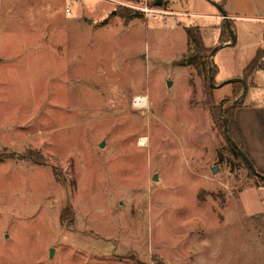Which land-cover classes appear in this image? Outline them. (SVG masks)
<instances>
[{"label":"rangeland","instance_id":"rangeland-1","mask_svg":"<svg viewBox=\"0 0 264 264\" xmlns=\"http://www.w3.org/2000/svg\"><path fill=\"white\" fill-rule=\"evenodd\" d=\"M156 1L0 0V264H264V223L226 219L261 206L215 116L264 100V0ZM197 28L212 83L182 64Z\"/></svg>","mask_w":264,"mask_h":264},{"label":"crops","instance_id":"crops-1","mask_svg":"<svg viewBox=\"0 0 264 264\" xmlns=\"http://www.w3.org/2000/svg\"><path fill=\"white\" fill-rule=\"evenodd\" d=\"M231 15L233 16H229L230 20L235 17L234 14ZM253 88L259 90L261 87L254 81ZM234 118L240 132L245 153L252 161L256 170L264 174V100H249L245 97V101L236 106ZM262 190H264V182L261 181H257L256 183L254 182V184L247 185L246 187L240 189V193H248L252 191L261 208L257 210L256 207V209L251 212L250 216L243 209L241 215L229 214L226 219L247 217L252 223H264V193H260ZM219 221H222V219ZM198 259L201 260L200 264H213V262H211L212 260L207 261L206 259L204 260L203 257L199 256L196 260ZM194 264H197V262H194Z\"/></svg>","mask_w":264,"mask_h":264},{"label":"trees","instance_id":"trees-1","mask_svg":"<svg viewBox=\"0 0 264 264\" xmlns=\"http://www.w3.org/2000/svg\"><path fill=\"white\" fill-rule=\"evenodd\" d=\"M222 1H224V0H222ZM118 7H120L118 10L119 14L125 19H132V18L139 16V12H137L134 9H131V8H128L125 6H118ZM230 22H231V20H230ZM189 37H190L189 41L192 45L189 47L187 54L183 56L182 64L183 65L201 66V67L205 68V71L207 74L206 77H208L209 80H210V78H212L211 80L213 81L216 74H218L219 69L215 64H212L209 62L208 58H209L212 50H209L204 45L200 30L198 28L191 30L189 32ZM229 37H230V34H229ZM220 39L224 43L229 41L228 39L223 38L222 36ZM262 55L263 54L259 50L257 52L256 56L254 57V59L245 68L244 73H243V77H244L243 79L244 80H246L248 77H250L254 73V71L260 67L258 60ZM211 80H210V83H212ZM235 108H236L235 106H234L233 110H232V108H228L224 112L218 110L216 112L215 116L221 117V118L225 117L224 121L222 120V128H223L224 133H225V135H226V137L230 143L231 154L238 161H240L243 166H245V168L247 169L248 174L251 178L254 177V178H256L255 179L256 181L264 182V179L262 177V175H264V174L257 171V170H256V172H253L250 169V167L248 166V164L245 162V160L243 159V157L241 156V154L239 153V151L237 149V148H240L241 150L244 151L240 132H239V129L236 125L235 118H234ZM213 113H214V111H213ZM225 128H226V131H225ZM232 141L235 142V145L232 144Z\"/></svg>","mask_w":264,"mask_h":264},{"label":"water","instance_id":"water-1","mask_svg":"<svg viewBox=\"0 0 264 264\" xmlns=\"http://www.w3.org/2000/svg\"><path fill=\"white\" fill-rule=\"evenodd\" d=\"M160 3H161V0H157L156 4H160ZM219 11L221 12L222 17L225 19L226 26H227L228 31H229V34H230V41L226 42V44H227V45H234L235 42H236V36L234 35V32H233L232 27H231L230 17L228 16L227 12L223 9V6H222V5L219 6ZM222 45H223V44L218 45V46L216 47V49H214L213 51H211V53H210V57H212L213 53H214L217 49H219ZM211 79H212V78H210V80H211ZM211 82H212V80H211ZM233 82H241L244 86H246V81H245L243 78H241V77H236V78L230 79V80H228V81H226V82H224V83H221V84H219V85H217V86H222V85L225 84V83H233ZM212 85H214V84H212ZM214 86H216V85H214ZM225 131H226V128H225ZM232 144L235 145V142L232 141ZM101 145H103V144H101ZM237 149H238L239 153L241 154V156L243 157V159L245 160V162H246V163L248 164V166L250 167V169H251L253 172H256V168H255V166L253 165V163H252V161L250 160V158L247 156V154H246L243 150H241L240 148H237ZM217 170H218V167L215 166V167L213 168V172L216 173ZM262 177L264 178V175H262Z\"/></svg>","mask_w":264,"mask_h":264},{"label":"built area","instance_id":"built-area-1","mask_svg":"<svg viewBox=\"0 0 264 264\" xmlns=\"http://www.w3.org/2000/svg\"><path fill=\"white\" fill-rule=\"evenodd\" d=\"M121 5L128 6L132 9L139 10L144 13L145 16L156 15L158 9L151 5V0H111ZM67 14H70V8L67 9Z\"/></svg>","mask_w":264,"mask_h":264},{"label":"bare ground","instance_id":"bare-ground-1","mask_svg":"<svg viewBox=\"0 0 264 264\" xmlns=\"http://www.w3.org/2000/svg\"><path fill=\"white\" fill-rule=\"evenodd\" d=\"M137 101V104L139 106H147L148 105V98L147 96H139L137 97L136 99ZM148 143V139L146 137H142L141 140H140V145H146Z\"/></svg>","mask_w":264,"mask_h":264}]
</instances>
